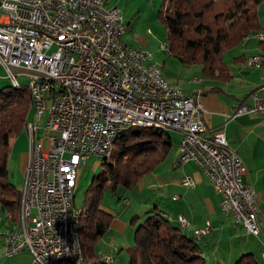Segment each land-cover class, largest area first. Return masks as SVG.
<instances>
[{
  "label": "built area",
  "instance_id": "built-area-1",
  "mask_svg": "<svg viewBox=\"0 0 264 264\" xmlns=\"http://www.w3.org/2000/svg\"><path fill=\"white\" fill-rule=\"evenodd\" d=\"M107 1L0 0V67L11 83L17 75L28 79L37 101L21 198L26 201L25 226L4 234V256L26 251L38 264H79L73 225L79 167L92 157L102 159L109 137L133 121L178 132L175 164L197 165L225 204L224 216L259 238L257 196L242 180L244 167L224 133L204 124L198 94L172 91L161 66L147 63L149 52L123 46L122 13ZM246 60L251 68L264 67V54ZM250 99V105H238L234 116H264V85ZM205 164H212V172H205ZM181 184L195 185L189 177ZM178 221L187 227L183 217ZM210 230L206 223L195 236L200 239ZM261 259L264 264V247ZM101 262L112 264L113 259L105 255Z\"/></svg>",
  "mask_w": 264,
  "mask_h": 264
},
{
  "label": "trees",
  "instance_id": "trees-1",
  "mask_svg": "<svg viewBox=\"0 0 264 264\" xmlns=\"http://www.w3.org/2000/svg\"><path fill=\"white\" fill-rule=\"evenodd\" d=\"M262 1L162 0L157 17L166 33L167 55L183 66L200 65L204 77L227 82L230 74L223 55L260 31L258 7ZM33 105L27 85L0 89V208L10 220H16L18 214L19 222L22 190L9 182L7 164L10 141L24 130ZM117 138L109 160L101 162L100 173L88 186L82 207L76 209L82 254L90 264H97L95 246L113 219L100 208L103 191L132 190L166 160L172 148L167 132L156 128H130ZM90 192L95 193L93 199H89ZM181 227L163 216H148L135 229L133 245L125 249L129 264H211L194 233L190 236ZM235 264L258 262L253 254L245 253Z\"/></svg>",
  "mask_w": 264,
  "mask_h": 264
},
{
  "label": "crops",
  "instance_id": "crops-1",
  "mask_svg": "<svg viewBox=\"0 0 264 264\" xmlns=\"http://www.w3.org/2000/svg\"><path fill=\"white\" fill-rule=\"evenodd\" d=\"M258 17L261 27L259 32L264 37V0L258 7ZM257 54H264V39L260 41L251 36L224 53L223 61L230 74V79L225 83L204 77L200 65L183 66L169 55L167 61L162 62L161 68L164 79L179 88L185 96L199 95L204 124L210 130H221L230 148L240 158L245 170L242 180L251 185L258 200L260 213L257 219L261 235L256 241L261 252L264 247V116H234L238 105L242 103L250 105V95L264 85V69L251 68L250 60H246ZM1 82L0 78V84ZM31 111L33 112L32 117L28 114L24 127L26 135L28 134L26 125L32 124L33 119H36L32 107ZM45 120L46 118L44 119L43 116L42 121ZM174 132L178 135V145L180 134ZM14 141V139L10 141L7 168L13 157L14 164L19 171V183L22 188L28 159V144L27 150H23L21 147L14 150L12 147ZM177 147L179 149V146ZM176 155L169 163L158 165L152 173L139 180L133 188L135 191L131 193L135 199L133 203L128 198H123L124 209L120 214L110 212L113 219L108 230L100 239L103 242L102 245L95 249L97 264H104L101 262L104 255L113 256L112 264H127V255L126 259H123L121 252H125V249L133 245L132 235H134L135 224L153 213L163 216L177 227H181L178 217H183L189 223V227L183 231L193 237L194 230L203 228L206 223H209L211 225L210 233L197 239V242L201 244L204 256L213 259L215 264H233L237 255L244 252L254 253L250 250L248 243H243L238 247L237 242L243 238L245 233L239 226L234 225L230 218L224 216L220 208L222 200L213 191V187L203 171L192 162L176 165ZM185 177L194 181V188L181 184V180ZM154 189L157 190V193L154 192ZM18 229H21L18 214L16 220H10L9 215L1 207L0 264H38L26 251L11 258L3 255L4 234ZM101 246H103V250ZM256 261L258 264H263L257 259Z\"/></svg>",
  "mask_w": 264,
  "mask_h": 264
},
{
  "label": "rangeland",
  "instance_id": "rangeland-1",
  "mask_svg": "<svg viewBox=\"0 0 264 264\" xmlns=\"http://www.w3.org/2000/svg\"><path fill=\"white\" fill-rule=\"evenodd\" d=\"M161 3H162V0H108L107 1L108 7L115 6L122 13V19H123V23L126 29V34L124 36V40L126 41L125 43L127 45H130L131 47L133 46V47L143 49L149 52L151 54V60L148 61L147 63L152 64V65H157V66H161L162 62L167 61V59L169 58L167 53L162 50V46L166 45V33L163 27L161 26L158 20V17H157V12H158V9L160 8ZM256 34H260L263 36L261 32H258ZM13 73L15 74L17 73V71H13ZM0 78L2 80L0 84V89L8 87L10 85L13 86V83H11V81L7 78L6 72L2 67H0ZM16 79H17L19 86L27 85L29 87L30 83L28 82V79H26L24 76L17 75ZM33 111H34V114L36 115V112L34 109ZM29 114H30L29 116L32 117L33 112L31 111V108H30ZM46 117L47 116L45 114L44 119ZM44 125H45V121H42L40 123L41 128H44ZM167 134L171 137L172 148L165 162H163L164 164L169 163L174 158V155L178 154L177 146H179V144L177 145V139H178L177 133H175L172 130H169ZM27 135L25 133V130H23L17 137L14 138L15 141L12 143V147H14V150H18L19 147H21L23 150L25 149L27 150V144H28ZM51 135L53 136L54 134H51ZM46 138L48 137L46 136ZM48 144H49L48 140L43 141L45 150L48 149ZM13 159L14 158L12 157L9 163V167H8V175H9L8 180L10 183H12V185H14V187L17 190H20L21 183H19V177H18L19 171L16 168V165L14 164ZM101 162H102V159L92 157L87 161L85 165L79 167L78 177L76 181V188L74 190V199H73V204L77 209H80L82 207L85 192L88 186L91 184L93 177L100 173ZM163 163L161 164L164 165ZM159 167H162V166H159ZM21 190H23V185H22ZM132 191H135V190L132 189L129 191H123L121 189H118L116 193L112 194L111 190L109 188H106L101 194L100 208L104 209L105 211L109 213L114 212L115 214H120V212L124 209L123 208L124 207L123 198H128L130 202L132 203L133 201H135L134 197L132 196L133 194L131 195ZM154 192L157 193V190L154 189ZM94 196H95L94 192L89 193V199L91 198L93 199ZM152 215H154V213ZM148 216H151V215H147L146 217H144V219L142 218L143 220L140 219L142 221L136 224L133 223L135 224L133 230L135 231L137 226L141 224ZM240 232L242 233V231ZM244 235H243V238L238 240L237 242L238 247L243 245V243H248L250 245V250L254 252L253 254L256 257V259L262 263L263 260L261 259V252L259 251V244L256 241L257 238L248 237ZM132 239H133V235H132ZM102 243L103 242L99 240L95 246V249H98L100 245H102ZM2 247H3V244H2ZM101 247L103 250V246ZM242 254H245V252L241 253L240 255H237L238 257L235 259L233 264H235V262L238 260V258ZM108 256H111V255H108ZM121 257L123 259H126L125 252L123 251L121 252ZM206 259L211 264H215V261L213 259H208V258ZM126 262L127 264H129L128 257H127ZM88 263L90 264L91 262H88ZM92 264H95V263H92Z\"/></svg>",
  "mask_w": 264,
  "mask_h": 264
},
{
  "label": "bare ground",
  "instance_id": "bare-ground-1",
  "mask_svg": "<svg viewBox=\"0 0 264 264\" xmlns=\"http://www.w3.org/2000/svg\"><path fill=\"white\" fill-rule=\"evenodd\" d=\"M50 4H57V0H50ZM125 33H126V29H125L123 19H122L121 22L119 23V41L123 44L124 47H131L130 45H127L124 41ZM162 48L164 49L165 52H167V50H168L167 45H163ZM262 69H264V67ZM13 86L15 88H18L19 87L18 82H14ZM29 87H30V90L32 93V99H33V104H34L33 109L35 110V112H37V101H36V98L34 96V90L30 86V84H29ZM172 91H181V90L172 85ZM31 125L32 124H29L26 127V129L28 130V134L31 133ZM146 127L156 128V129L163 131V132H168L169 130H174L171 127H165V126L153 127V125L151 124L150 121H133L130 123H125V124H123L122 127H120V129L117 132H114L109 137L107 142L105 143L103 153H102V161L109 160L110 156L112 155V151H113V147L115 145L116 139H118L117 137H119V134H121L123 131L128 130L130 128H146ZM205 172H212V164H205ZM22 197H23V190H22ZM220 208H221V211L225 215L226 214V207L222 201L220 203ZM25 210H26V201H21V213H20L21 229H23L25 226ZM73 225H74V244L76 247V258L78 259L79 264H89L88 262L85 261V258L82 254L83 250L81 248V243L79 240V214L76 211V209L73 212ZM183 227L188 228L189 223L187 224V227H185V226H183ZM196 232H197V229L194 230V232H193L194 235L196 234ZM197 239H199V238H197Z\"/></svg>",
  "mask_w": 264,
  "mask_h": 264
}]
</instances>
